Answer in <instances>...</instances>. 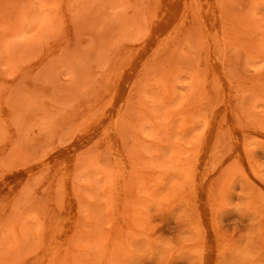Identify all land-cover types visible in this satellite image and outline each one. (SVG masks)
Instances as JSON below:
<instances>
[{
	"label": "rangeland",
	"instance_id": "rangeland-1",
	"mask_svg": "<svg viewBox=\"0 0 264 264\" xmlns=\"http://www.w3.org/2000/svg\"><path fill=\"white\" fill-rule=\"evenodd\" d=\"M0 264H264V0H0Z\"/></svg>",
	"mask_w": 264,
	"mask_h": 264
}]
</instances>
